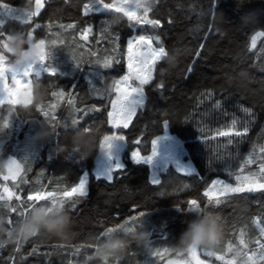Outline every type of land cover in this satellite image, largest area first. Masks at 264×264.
I'll return each mask as SVG.
<instances>
[{
  "label": "trees",
  "instance_id": "16d2710c",
  "mask_svg": "<svg viewBox=\"0 0 264 264\" xmlns=\"http://www.w3.org/2000/svg\"><path fill=\"white\" fill-rule=\"evenodd\" d=\"M42 1L43 7L31 23L6 19L0 24V55L7 61L14 60L9 55L10 41L22 38L27 48V36L32 32L33 43L43 42L45 65L58 71L30 76L31 95L34 81L39 82L38 103L34 104L32 96L27 106L0 105V159L11 156L22 164L15 181L3 179L5 170L0 173V191L8 186L15 194L14 199L0 201V264H102L95 257V246L118 235L131 242L118 260L104 258V264L187 261L190 250L182 253L176 245L189 224L202 216L215 217L223 239L215 251L198 249L213 254L201 255V260L223 264L215 258L223 255L235 264H252L248 256L256 253L255 264H264L257 243L264 242L260 231L264 227V189L216 198L204 194L216 179L233 187L246 183V178L264 182L259 167L264 163V0H154L148 15L159 19L160 27L143 30L119 12L85 16L84 5L92 0ZM115 1L127 0H105ZM0 4L27 12L35 11L36 6L35 0H0ZM69 24L74 27H67ZM88 27L91 33L81 39V32ZM134 33L159 34L167 54L152 70V79L142 86L144 102L130 126L114 129L108 112L116 97V81L128 75L127 42ZM106 60L111 61V67H103ZM60 91L65 95H53ZM245 108L251 109L252 115ZM233 119L241 131L248 125V132L231 137L233 143L228 144L229 137L217 132L230 127ZM165 125L184 146L196 173L188 176L169 167L159 175L161 183L154 185L149 181L148 164L134 163L131 152L151 155L152 142L163 134ZM42 132L48 139L36 142L34 138ZM113 133L125 136L124 169L123 174L114 172L108 183L97 180L92 169L103 140ZM64 140L73 145L67 146ZM249 156L253 163H246ZM85 173L87 197L64 196ZM36 192H52L54 200L35 203L23 216L11 211L13 207L23 211L34 204L27 196ZM217 199L221 203L217 204ZM59 201L66 202L64 208L56 207ZM41 206L52 211L44 218L61 211L69 214L67 234L38 235L26 224ZM9 216L19 221L11 235ZM137 237L145 241L143 248L135 242Z\"/></svg>",
  "mask_w": 264,
  "mask_h": 264
},
{
  "label": "snow or ice",
  "instance_id": "6c2138e0",
  "mask_svg": "<svg viewBox=\"0 0 264 264\" xmlns=\"http://www.w3.org/2000/svg\"><path fill=\"white\" fill-rule=\"evenodd\" d=\"M36 4V10L35 11H30L27 14L26 19L24 20V23L29 24L32 21V18L36 16L40 9L43 7V4L41 3V0H35ZM153 5H154V0H145V2L136 4L134 6H118L116 2L113 3H107L105 0H96L95 5H89L85 4L84 5V12L83 14L87 16L90 11H113V12H123L127 17L130 18V21H132L134 18L136 19V22L138 25H140V28L143 30L146 26H151L152 29H156L160 27V20L156 18H150L149 17V12L153 10ZM3 8L6 13L9 14L11 19H16L18 18V13L19 11H13L6 5H3ZM141 10H142V16L143 18L140 19L141 15ZM0 21H4L3 19H0ZM67 27L72 28L74 25L69 24ZM135 30V29H133ZM92 28L88 27L84 29L81 32V39H87V36L89 33H91ZM2 33V31H0ZM5 34V33H4ZM33 37L32 33L30 32L29 34V39ZM253 44H255V38H253ZM155 45V46H154ZM203 47V46H201ZM127 50L129 53L128 57V68L131 69L133 67V53L135 50H139L141 52L142 56V63L144 64L145 67L148 68V71L145 72L143 75H140L139 73L136 76V79L139 81V84L145 85L147 84L151 79H152V70L155 68L157 62L159 60H162L163 57L167 54L165 47L161 43V37L157 33H149V34H139L136 36L131 37L128 42H127ZM197 56H199V53H197ZM4 60L2 57H0V105H3L5 103L12 104L13 105V99L15 96L18 95L17 89L12 88L10 89L7 84L5 83L7 76L6 73L11 74V79H12V84L13 85H20L26 82V78H28L30 75H41V72H46L49 75H54L55 71L54 69L51 68V66H45V62L42 61L41 65L37 67L36 65H30L28 68L23 70L22 72H18L14 69H11L9 67H4ZM119 63V61H117ZM104 68H109L111 67V61L106 60L103 64ZM189 74L192 71V68H189ZM131 79L130 75H125L122 77V80H117L116 81V87L115 91L118 93L117 99L112 102V111L108 112V116L111 118V123L113 127H120L123 126L125 128L128 127L129 121L132 119L133 114L136 112L137 107L142 106L144 102V94L142 87H131L130 85H127V81ZM121 82L125 83L127 87L130 88V93H125L120 95L121 93V88L120 84ZM163 87V85H161ZM26 91V88L24 89ZM66 92L60 91V92H54L53 95L56 96H64ZM131 93L136 94V99H130L129 95ZM21 94V93H19ZM69 96H71V93H68ZM54 107V106H53ZM217 107H220V102H217ZM41 111H44V109H40ZM244 111L248 113L249 115H252L251 109L245 108ZM48 113L45 112V115ZM53 119L55 117H52ZM238 121L233 119L231 126L228 127L226 130H219L217 132L218 136L221 137H229L228 139V144H232L233 140L231 137H243L247 135L248 132V127L246 125L243 126V131H241L239 128H237ZM85 131H89V128L86 127L84 128ZM125 141V136L120 135V134H113L111 136H107L105 138V143L101 145L102 148H105L106 146V155L111 158V150L114 147L116 142H124ZM139 143V141H137ZM262 152H264V149H261ZM156 155V143L155 141L152 142V150H151V155L147 156H140L139 150H135L131 152V159L133 160L134 163H150L152 160V157ZM253 159L251 156H249V159L246 161V163H253ZM9 169L12 170L11 178L15 180L16 176L19 175L20 171L22 170V164L15 161V160H9ZM114 171H119L121 174H123L122 167L121 165L117 162V164L99 174L96 176L97 180L104 179L107 181H112L114 179L113 172ZM178 172H182L185 175H191L190 171L184 170V169H179ZM260 172L262 174L261 179L264 180V163L260 164ZM9 176H4L3 179L7 180ZM88 177L87 175H83L78 179V183L75 184L73 187H71L70 190H65L64 195L65 196H72L73 194H76L78 196H86L87 195V185H88ZM151 183L154 185H158L161 183V181L153 176ZM221 185L219 189H217V185ZM264 189V182L257 183L256 179L253 178L249 180L246 178V183H240L236 187L231 186L228 183H225L222 180H214L212 182V187L209 188L204 194L208 196L211 192L214 190L217 191L219 194L227 195L229 193H234V192H240V191H256ZM4 192H8V188H4ZM9 198H11V193H9ZM45 198L54 200V194L52 192L48 193H40L36 192L35 194H29L27 196L28 201H41L44 200ZM4 197L0 196V200H3ZM17 200L20 199L19 196L16 197ZM59 208H64L65 201H59L57 202ZM192 205L196 204L195 200H192L190 202ZM216 203L219 204L221 201L219 199L216 200ZM75 202H73V205ZM7 206V205H5ZM33 206H36V204H32L30 206H25L23 211H18L17 208L13 207L11 208V211L14 213H18V215L23 216L25 215ZM19 221H14L9 217L8 224H9V235L12 234V229L13 227L18 224ZM261 234L264 235V227L260 229ZM106 234V233H105ZM27 240V239H25ZM260 252H259V259L264 260V242L262 241H257ZM3 245L0 244V247ZM164 251H167L165 249ZM159 253V250H158ZM203 255L205 257H211L213 256L212 253H201L198 249H191L189 256L191 257L190 260L183 261L182 264H192V260H195V264H210L209 261L207 260H201L199 257ZM254 256H256V253H253L252 255L248 256V260L252 261V264H255L254 261ZM216 260L218 261H223V264H235L234 260H226L223 255H216L215 256Z\"/></svg>",
  "mask_w": 264,
  "mask_h": 264
},
{
  "label": "rangeland",
  "instance_id": "374dc122",
  "mask_svg": "<svg viewBox=\"0 0 264 264\" xmlns=\"http://www.w3.org/2000/svg\"><path fill=\"white\" fill-rule=\"evenodd\" d=\"M115 2L117 3L118 6L122 5V6L131 7V6H134L136 4L143 3V2H145V0H127V1H124V2H122V1H115ZM41 3L43 4L42 0H41ZM86 4L95 5L96 4V0L89 1ZM3 5L4 4H0V19H3V20L11 19L9 14L5 12V10L3 8ZM7 7L12 9L13 11H19L18 18L14 19V20H18V21L24 23V20L26 19L27 14H28L27 11L21 10L19 8L10 7V6H7ZM35 10H36V6H35ZM83 12H84V8H83ZM107 12H110V11L104 12V11L97 10V11L94 12V10H93V11H90L89 14H91V13H107ZM119 13H122L125 17H127L123 12H119ZM127 18L130 21V18L129 17H127ZM139 18L140 19L143 18L142 10H141V15H140ZM2 22L3 21H0V24ZM130 22L134 23L135 26L140 27V25L137 24L135 18L132 21H130ZM29 34L27 36V46L33 45L35 47V49L39 52V54H40V63L38 65H36L37 67H39L41 65V62L44 61V58H45L43 42L39 41L37 43H33L32 42V38L29 39ZM136 35H139V34L136 33L135 36ZM0 57H2L4 62H5L3 66L10 68V66L12 65L13 62L7 61L1 55H0ZM128 57H129V53L127 51L125 62H126V68H127V71H128V75L131 76V79L129 80L130 82L127 81V85H130L131 87H142L143 85L141 86L139 84V81L136 79V76H137L138 73L140 75H143L145 72L148 71V68L145 67L144 64L142 63L141 52L139 50H135L134 51L133 60H132L133 67L131 69L128 68ZM54 71H55V74L58 73L57 70H54ZM43 74H47V73L42 71L41 75H43ZM41 75H39V76H41ZM6 76H7V79H6L5 83L7 84V86L10 89L16 88L17 92H18V95L15 96L14 99H13V104H19L21 106L29 105L30 102H31L30 101L31 100V83H30V76L31 75L28 78H26V82L25 83L20 84V85H13L12 84V79H11V74L10 73H6ZM35 76H37V75H35ZM39 76H37V77H39ZM127 85L125 83L121 82V84H120V88H121L120 95L125 94V93H130V88L127 87ZM25 88H26V91H24ZM19 93H21V94H19ZM117 96H118V93L116 92V97H115L114 100L117 99ZM129 98L130 99H136L138 97H136L135 93H131L129 95ZM140 107L141 106L137 107V110ZM137 110H136V112H137ZM110 111H112V107H111ZM136 112L133 114L132 119L129 121L128 127L130 126V124H131ZM109 124H110L111 128H114V129L117 128V127H113L112 126L110 117H109ZM154 141L156 143V155L154 157H152V160H151L150 163H147L148 167H149V181H150V183H151V180H152L153 176H155V177H157L159 179V175L161 173L165 172L169 167L170 168H174V170H176L177 172H178V168H179V169H184V170L190 171L191 175L196 173V170H195L194 166L192 165L190 160L187 158V153H186L185 148L183 147V145L179 142V140L175 136H173V135H171L169 133V130H168L166 125L164 126L163 134L160 137L156 138ZM104 143H105V139L103 140L102 144H104ZM106 150H107L106 146H105V148L100 147V151L98 152V154L96 155V157L94 159V166H93V169H92V174L94 175V177H96L97 175H99V174H101V173L113 168L117 164V162L121 165L122 170L124 169V164H123V161H122V155H123L122 142H116L115 143V145L112 148L111 153H110L111 158H109V156L106 155V153H105ZM5 168H6L7 171H6V174H4V176H9L8 179L12 180V178H11L12 170L9 169L8 165H6ZM114 172H117V171H114ZM114 172H113V176H114ZM179 173L184 174L182 172H179ZM86 174L87 173H85L84 175H86ZM87 177H88V174H87ZM101 180L106 181L108 183H111L113 181L112 180V181L109 182V181L104 180V179H101ZM216 180L219 181V179H216ZM220 187H221V185L218 184L217 185V189H219ZM250 192H254V191H250ZM9 193H11V192L8 189L7 193L3 192V193L0 194V196H3L4 199H6V198H9ZM229 194H231V193H229ZM219 196H223V194H219L215 190L208 195L209 198H216V197H219ZM11 197L13 199L15 198L13 193H11ZM45 199H47V198H45ZM182 262L183 261H180V260H168V261H166L163 264H182ZM192 263L195 264V260H192Z\"/></svg>",
  "mask_w": 264,
  "mask_h": 264
},
{
  "label": "clouds",
  "instance_id": "9594fccd",
  "mask_svg": "<svg viewBox=\"0 0 264 264\" xmlns=\"http://www.w3.org/2000/svg\"><path fill=\"white\" fill-rule=\"evenodd\" d=\"M12 51L9 55L14 57L10 66L18 72H22L30 65H38L40 63V54L33 45L25 48V41L22 38H15L10 41ZM32 96L34 104L41 99V90L38 81H34L32 88ZM36 142H43L47 139V133H40L35 138ZM9 160L0 159V173L5 170ZM28 226L35 229L38 235H65L71 226V218L66 211H61L50 218H44L39 213H34L26 222ZM55 225V227H53ZM19 229L17 232L19 233ZM223 231L219 222L213 216L200 217L189 224L187 230L181 234L176 247L185 253L187 250L200 249L203 251H215L217 246L222 242ZM138 246L144 247L145 241L140 237L135 241ZM128 246L127 241L121 239H113L106 241L102 245L95 246V257L100 259L104 264V258L114 261L123 255Z\"/></svg>",
  "mask_w": 264,
  "mask_h": 264
},
{
  "label": "bare ground",
  "instance_id": "6f19581e",
  "mask_svg": "<svg viewBox=\"0 0 264 264\" xmlns=\"http://www.w3.org/2000/svg\"><path fill=\"white\" fill-rule=\"evenodd\" d=\"M261 45H262V44H261ZM101 48H102V47H101ZM104 49H105V48H104ZM254 50H255V49H254ZM93 51H94V50H93ZM99 51H100V50H99ZM95 56H96V55H95ZM194 58H195V57H194ZM196 58H197V57H196ZM255 58H256V57H255ZM252 65H253V64H252ZM247 68H248V66H247ZM258 68H259V67H258ZM123 69H124V68H123ZM241 72H242V71H241ZM125 73H126V72H125ZM253 73H254V72H253ZM255 74H256V73H255ZM65 76H66V75H65ZM129 82H130V81H129ZM249 82H250V81H249ZM252 86H253V85H252ZM200 93H201V92H200ZM102 94H103V93H102ZM110 98H111V97H110ZM91 105H92V104H91ZM233 106H234V105H233ZM103 109H104V108H103ZM36 110H37V109H36ZM105 111H106V110H105ZM232 111H233V110H232ZM56 112H57V111H56ZM104 113H105V112H104ZM62 115H63V113H62ZM44 117H45V116H44ZM47 119H48V118H47ZM95 119H96V118H95ZM182 120H183V119H182ZM89 122H90V121H89ZM186 122H187V121H186ZM191 122H192V121H191ZM91 123H92V122H91ZM41 124H42V123H41ZM47 124H48V123H47ZM45 126H46V125H45ZM247 126H248V125H247ZM59 128H60V127H59ZM220 128H221V127H220ZM45 129H46V128H45ZM148 129H149V128H148ZM43 130H44V128H43ZM97 130H98V129H97ZM58 131H59V129H58ZM67 131H68V130H67ZM72 131H73V130H72ZM61 132H62V131H61ZM116 132H117V131H116ZM65 133H66V132H65ZM68 133H69V132H68ZM54 134H55V133H54ZM102 135H103V134H102ZM186 135H187V134H186ZM61 136H62V135H61ZM66 136H67V134H66ZM69 136H70V135H69ZM57 137H58V136H57ZM103 137H104V136H103ZM62 138H63V137H62ZM62 138H61V139H62ZM64 138H68V137H64ZM47 139H48V138H47ZM68 139H69V138H68ZM261 140H262V139H261ZM60 141H61V140H60ZM64 141H65V140H64ZM53 142H54V140H53ZM68 142H69V141H68ZM85 142H86V141H85ZM89 142H90V141H89ZM61 143H62V141H61ZM64 143H66V141H65ZM64 143H63V144H64ZM195 143H196V142H195ZM66 144H67V143H66ZM66 144H65V145H66ZM69 144H72V145H73V143H68L67 146H71V145H69ZM76 144H77V143H76ZM76 144H75V147H78V146H76ZM83 144H84V143H83ZM54 145H55V144H54ZM54 145H52V146H54ZM60 145H61V144H60ZM84 145H85V144H84ZM97 145H99V143H98ZM88 146H89V145H88ZM82 147H83V146H82ZM84 147H85V146H84ZM86 147H87V146H86ZM140 147H141V146H140ZM183 147H184V146H183ZM87 148H88V147H87ZM90 148H91V146H90ZM247 148H248V147H247ZM254 149H255V147H254ZM58 150H60V149L57 148V151H58ZM62 150H63V149H62ZM64 150H66V149H64ZM88 150H89V148H88ZM192 150H193V149H192ZM81 151H82V150H81ZM91 151H92V150H91ZM200 151H201V150H200ZM246 151H247V150H246ZM84 152H85V151H84ZM143 152H144V151H143ZM227 152H228V151H227ZM66 153H67V152H66ZM74 153H75V152H74ZM85 153H86V152H85ZM194 153H195V152H194ZM238 153H239V152H238ZM86 154H88V153H86ZM86 154H85V155H86ZM145 154H146V153H145ZM145 154H144V155H145ZM202 154H203V153H202ZM205 154H207V153H205ZM241 154H242V153H241ZM244 154H245V153H244ZM246 154H247V152H246ZM260 154H261V153H260ZM2 155H3V154H2ZM17 155H18V154H17ZM67 155H68V154H67ZM74 155H75V154H74ZM78 156H79V155H78ZM81 156H82V155H81ZM141 156H142V155H141ZM242 156H243V155H242ZM71 157H72V156H71ZM82 158H83V157H82ZM197 158H198V157H197ZM208 158H209V157H208ZM242 158H243V157H242ZM225 159H226V158H225ZM238 159H239V158H238ZM223 160H224V159H223ZM86 161H87V160H86ZM208 161H209V160H208ZM237 161H239V160H237ZM242 161H243V160H242ZM46 162H47V160H46ZM223 162H224V161H223ZM84 163H85V162H84ZM92 163H93V162H92ZM217 163H218V162H217ZM231 163H233V162H231ZM47 164H48V162H47ZM78 164H79V162H78ZM86 164H87V163H86ZM208 164H209V163H208ZM194 165H195V164H194ZM221 165H222V164H221ZM232 165H233V164H232ZM232 165H231V166H232ZM83 166H84V165H83ZM85 166H86V165H85ZM85 166H84V168H85ZM91 166H92V165H91ZM225 166H227V165H225ZM62 167H63V166H62ZM218 167H220V166H218ZM259 167H260V166H259ZM86 168H87V167H86ZM86 168H85V169H86ZM202 168H203V167H202ZM206 168H207V167H206ZM213 168H214V167H213ZM232 168H233V166H232ZM23 169H24V168H23ZM30 169H31V168H30ZM63 169H65V168H63ZM88 169H89V168H88ZM173 169H174V168H173ZM217 169H218V168H217ZM206 170H207V169H206ZM210 170H211V169H210ZM211 171H212V170H211ZM211 171H210V172H211ZM31 172H32V171H31ZM65 172H66V171H65ZM65 172H64V174H65ZM211 173H213V171H212ZM231 173H232V172H231ZM42 174H43V173H42ZM206 174H207V173H206ZM25 175H26V174H25ZM30 175H31V174H30ZM202 177H203V176H202ZM53 179H55V177H54ZM48 181H49V180H48ZM8 182H9V181H8ZM8 182H7V183H8ZM69 182H70V181H69ZM0 183H1V182H0ZM11 183H12V182H11ZM22 183H23V182H22ZM43 183H44V182H43ZM48 183H49V182H48ZM24 184H25V183H24ZM30 186H31V185H30ZM14 188H15V187H14ZM40 188H41V187H40ZM42 189H43V188H42ZM62 189H63V188H62ZM15 190H16V189H15ZM20 190H21V189H20ZM41 191H42V190H41ZM60 192H61V191H60ZM17 193H18V192H17ZM56 193H57V192H56ZM19 194H20V193H19ZM240 195H241V194H240ZM73 196H74V195H73ZM203 196H204V195H203ZM244 196H245V195H244ZM86 197H87V196H86ZM225 197H226V196H225ZM71 198H72V197H71ZM232 198H233V197H232ZM237 198H238V197H237ZM12 199H13V198H12ZM73 199H74V198H73ZM86 199H87V198H86ZM226 199H227V198H226ZM219 200H220V199H219ZM228 200H229V199H228ZM231 200H232V199H231ZM23 201H24V200H23ZM206 201H207V199H206ZM224 201H225V200H224ZM41 202H42V201H41ZM44 202H45V201H44ZM225 202H226V201H225ZM225 202H224V203H225ZM45 203H46V202H45ZM48 203H49V202H48ZM207 203H208V202H207ZM214 203H215V202H214ZM4 204H5V203H4ZM9 204H10V203H9ZM22 204H23V203H22ZM29 204H30V203H29ZM37 205H38V203H37ZM65 205H66V204H65ZM215 205H216V204H215ZM17 206H18V205H17ZM213 207H214V206H213ZM35 208H36V207H35ZM60 209H61V208H60ZM199 209H200V208H199ZM0 210H1V209H0ZM8 210H9V209H8ZM2 211H3V210H2ZM104 212H105V211H104ZM29 214H30V213H29ZM54 214H55V213H54ZM260 214H261V213H260ZM117 215H118V214H117ZM26 216H27V215H26ZM46 216H47V215H46ZM119 216H120V215H119ZM9 217H10V216H9ZM130 217H131V216H130ZM24 218H25V217H24ZM22 219H23V218H22ZM129 219H130V218H129ZM0 220H1V219H0ZM3 222H4V221H3ZM3 222H2V223H3ZM20 223H21V222H20ZM121 224H122V223H121ZM6 227H7V226H6ZM22 227H23V226H22ZM113 227H114V226H113ZM7 229H8V228H7ZM119 229H120V228H119ZM115 230H116V229H115ZM4 232H5V231H4ZM6 232H7V231H6ZM13 232H14V231H13ZM21 232H22V231H21ZM121 232H122V231H121ZM17 233H18V232H17ZM110 233H111V232H110ZM115 233H116V232H115ZM33 234H34V233H33ZM258 234H259V233H258ZM3 235H4V234H2V236H3ZM21 235H22V234H21ZM114 235H115V234H114ZM126 235H127V233H126ZM6 236H7V235H6ZM34 236H35V235H34ZM116 236H117V235H116ZM260 236H261V235H260ZM118 237H122V235H120V236L118 235ZM118 237H117V238H118ZM124 237H125V236H124ZM124 237H122V238H123V240L125 241L127 237H126L125 239H124ZM229 237H231V236H229ZM232 237H233V236H232ZM246 237H247V236H246ZM1 239H2V238H1ZM1 239H0V240H1ZM7 239H8V238H7ZM7 239H6V240H7ZM92 239H93V238H92ZM129 239H130V238H128V240H129ZM15 240H16V239H15ZM112 240H113V239H112ZM127 242H128V246H129V244H130L131 241L129 240V241H127ZM254 243H255V242H254ZM249 244H250V243H249ZM7 245H8V244H7ZM251 246H252V245H251ZM49 247H50V246H49ZM2 248H3V247H2ZM69 248H70V247H69ZM235 249H236V248H235ZM235 249H234V250H235ZM30 250H31V249H30ZM67 250H68V249H67ZM254 250H255V249H254ZM33 251H34V250H33ZM249 251H250V250H249ZM252 251H253V250H252ZM19 252H21V251H19ZM30 252H31V251H30ZM16 254H17V253H16ZM40 254H41V253H40ZM135 255H136V254H135ZM0 256H1V255H0ZM58 256H59V255H58ZM136 256H137V255H136ZM13 258H14V257H13ZM15 258H16V257H15ZM24 258H25V257H24ZM24 258H23V259H24ZM27 258H28V257H27ZM70 259H71V258H70ZM72 259H74V258H72ZM72 259H71V260H72ZM117 260H118V259H117ZM140 261H141V260H140ZM47 264H48V263H47Z\"/></svg>",
  "mask_w": 264,
  "mask_h": 264
},
{
  "label": "crops",
  "instance_id": "0c3cea01",
  "mask_svg": "<svg viewBox=\"0 0 264 264\" xmlns=\"http://www.w3.org/2000/svg\"><path fill=\"white\" fill-rule=\"evenodd\" d=\"M30 101H32V95H31V100H30ZM30 103H31V102H30ZM10 159H11V160H15V161H17L15 158H13V157H11V156L8 157L7 160H10ZM17 162H18V161H17ZM4 167H5V166H4ZM6 171H7V170H6V168H5V174H6ZM21 172H22V170L20 171L19 175L21 174ZM19 175H17V177L15 178V180L18 178ZM86 175H87V174H86ZM15 180H13V179H12V180H11V179H7L6 181H15ZM87 186H88V185H87ZM5 187H7V188L9 189L8 186H3L2 189H1V191H0V194L4 192V188H5ZM9 190H10V189H9ZM87 191H88V190H87ZM10 192L14 194L13 191L10 190ZM44 193H48V192H42V194H44ZM14 195H15V194H14ZM74 195H76V194H74ZM64 196H65V195H64ZM11 199H12V197H11V198H6V199L0 200V201H9V200H11ZM41 201H46V202H48V201H51V199H48V198H47V199H44V200H41ZM41 201H40V202H41ZM37 202H39V201H33V203H37ZM49 211L52 212L51 210L44 209V206H41V208H39V210H38V213L43 217V216H45V215L47 214V212H49ZM256 225H257V223H256ZM31 229H32V228H31Z\"/></svg>",
  "mask_w": 264,
  "mask_h": 264
}]
</instances>
